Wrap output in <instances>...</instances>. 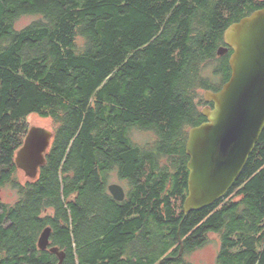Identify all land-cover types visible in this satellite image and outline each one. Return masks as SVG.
Wrapping results in <instances>:
<instances>
[{"label":"trees","instance_id":"trees-1","mask_svg":"<svg viewBox=\"0 0 264 264\" xmlns=\"http://www.w3.org/2000/svg\"><path fill=\"white\" fill-rule=\"evenodd\" d=\"M264 0H0V264H195L220 237L218 264H264V130L241 176L185 214L189 130L231 76L219 55L233 22ZM39 16L17 27L24 16ZM54 137L35 179L15 162L28 118ZM133 129L151 132L137 143ZM115 173L126 186L116 200ZM183 246V250H182ZM182 250V251H181Z\"/></svg>","mask_w":264,"mask_h":264},{"label":"water","instance_id":"water-1","mask_svg":"<svg viewBox=\"0 0 264 264\" xmlns=\"http://www.w3.org/2000/svg\"><path fill=\"white\" fill-rule=\"evenodd\" d=\"M224 42L218 54L232 49L230 79L218 91H205L206 101L213 106L202 109L206 121L190 128L186 143L189 176L185 214L214 204L230 191L264 130V6L230 24ZM53 137L54 131L45 126H30L15 156L17 167L29 179H35L46 163ZM108 189L116 200L126 197V189L119 183L109 184ZM51 233L52 227L47 226L38 246L56 253L61 264L65 252L50 246Z\"/></svg>","mask_w":264,"mask_h":264},{"label":"rangeland","instance_id":"rangeland-1","mask_svg":"<svg viewBox=\"0 0 264 264\" xmlns=\"http://www.w3.org/2000/svg\"><path fill=\"white\" fill-rule=\"evenodd\" d=\"M37 17L39 16H33V15L24 16L21 19H19L16 25L19 28L23 27L31 23L33 20L37 19ZM28 122L30 126L40 125V126H45L51 130H53L54 127L52 120L50 118H42L37 114L30 115V117L28 118ZM150 133L151 132L133 129L132 137L137 143L143 144L146 141L151 140L152 137ZM18 178L22 182L29 179L24 173V171L21 169L18 170ZM111 183H119L122 186H124L125 189H127L125 184L121 180H119V178L115 173H112L111 176L109 177L108 185ZM0 198L5 203L12 204L18 199V192L11 185H5L0 189ZM219 248H220V237L215 233H211L209 242L203 247H200L195 251L189 253L187 255V259H189L195 264H218L217 257L219 253Z\"/></svg>","mask_w":264,"mask_h":264}]
</instances>
